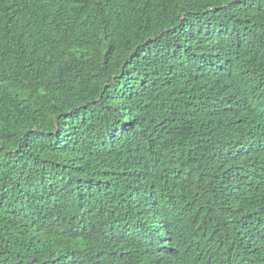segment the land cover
I'll return each mask as SVG.
<instances>
[{
    "label": "trees",
    "instance_id": "trees-1",
    "mask_svg": "<svg viewBox=\"0 0 264 264\" xmlns=\"http://www.w3.org/2000/svg\"><path fill=\"white\" fill-rule=\"evenodd\" d=\"M0 264H264V0H0Z\"/></svg>",
    "mask_w": 264,
    "mask_h": 264
}]
</instances>
